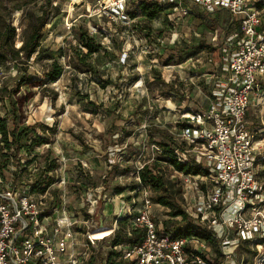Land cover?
<instances>
[{
  "label": "built area",
  "instance_id": "obj_1",
  "mask_svg": "<svg viewBox=\"0 0 264 264\" xmlns=\"http://www.w3.org/2000/svg\"><path fill=\"white\" fill-rule=\"evenodd\" d=\"M141 1L98 0V8L89 10L86 17L120 22L133 31L136 18L127 9ZM146 1L167 6L164 14L169 19L176 13H190L194 3L208 12L227 10L238 21V30L222 46L226 73L213 85L207 106L184 108L177 117L174 132L179 142L171 146L173 156L199 171L169 167L179 176L184 210L218 241L223 254L219 264H239L242 245L255 251L251 264H264V181L260 177L264 172V123L258 120L264 117V0ZM66 17L71 32L77 19ZM87 24L103 44H112L117 32H105L94 21ZM202 52L213 61L205 50L185 61L194 57L200 61ZM127 58L123 50L121 61ZM249 115L254 116L252 121ZM63 148L50 152L57 166L46 172L50 183L45 189H37L35 176L24 175L15 181L12 174L0 171V264H105L110 249L128 264H217L214 246L206 239L172 236L163 229L153 211L151 189L139 176L140 169L153 159L143 163L139 159L133 171L116 174L115 186L109 178L113 166L109 159L100 181L82 185L94 177L95 166L84 158H73ZM113 148L110 145L107 150ZM73 197L79 200L77 210L70 206ZM110 203L111 221L106 222L105 211H100L98 219L100 205ZM121 219L128 220V234L132 227L144 231L138 243H110ZM106 228L109 234L105 235Z\"/></svg>",
  "mask_w": 264,
  "mask_h": 264
},
{
  "label": "rangeland",
  "instance_id": "obj_2",
  "mask_svg": "<svg viewBox=\"0 0 264 264\" xmlns=\"http://www.w3.org/2000/svg\"><path fill=\"white\" fill-rule=\"evenodd\" d=\"M24 1L0 0V28L7 19L20 31L19 18L22 9L16 7L23 6ZM43 1L30 3L28 7L38 11ZM59 2L62 13L55 16L52 12L44 30L41 40L44 51L36 53L28 64L9 61L0 66V98H3L0 103V116H4V106L10 105L9 88L19 78H24L20 90L12 96L17 107L16 122L21 128L33 127L24 135L26 142L34 136L49 138V146L46 142L40 148L36 147L38 153H35V160L27 164V175L39 174L47 150L58 152V149L64 147L73 158H84L95 166L94 179L97 182L102 179L109 159L114 165H118L116 169L112 166V172H109L113 186L117 182L116 174L124 168L133 171L139 159L142 163L153 159L158 160L165 168L168 186L171 189L179 188V176L168 167L163 147L155 142L161 135L154 128L165 129L171 136L176 137L175 125L181 111L187 107L205 108L211 98L213 85L220 75L226 73L223 47L228 37L236 31L230 25L232 17L221 11L208 12L201 5L192 3L194 14L176 13L172 19L162 14L151 23L145 21L138 24L137 31L133 32L125 29L120 22L88 19L87 12L98 8V0ZM66 14L69 16L68 21L74 17L80 22L94 21L105 32H117L115 37L119 39V43H114L112 48L115 51L111 53L99 51L87 56L97 72H84L86 66L71 58L72 66H66L57 81L46 82L42 75L47 70L51 57H59L61 62H67L62 56L61 48L73 38V33L67 28ZM11 16L12 20L9 18ZM138 20L144 19L139 15ZM143 26H149V35H146L147 30ZM174 38L179 41H173ZM201 41L212 45V62L207 60L205 52H202L200 61H196L194 57L192 61L187 60L182 64L172 57L176 55L172 45L196 46ZM161 42L166 46H159ZM18 43L17 39L16 44ZM123 50L128 52L129 59L120 65L118 58L122 56ZM166 79L176 85L174 93L163 94L166 88L162 80ZM105 80L111 82L107 83ZM253 118L252 115L248 116L250 121ZM258 120L264 123V117ZM44 124L54 126L56 132L44 129ZM105 129L107 134L103 133ZM113 138L117 143L112 145L114 150L109 151L105 146V139L112 141ZM175 141L179 142L178 139ZM166 142L174 144L168 139ZM32 155L23 152V162H27ZM122 155L124 157L119 160ZM0 160L4 161L5 157ZM4 167L6 168L3 173L9 175L15 169V164L10 162ZM260 177L264 181V174L261 173ZM130 188L131 186L127 193ZM78 202L73 197L70 206L77 210ZM112 203L100 205L103 209H98V219L100 211H105L106 207L111 209ZM166 210V207L153 205V211L159 218L164 217ZM106 214V222H110L113 215L110 210ZM244 257L240 252L239 264H248L243 261Z\"/></svg>",
  "mask_w": 264,
  "mask_h": 264
},
{
  "label": "trees",
  "instance_id": "obj_3",
  "mask_svg": "<svg viewBox=\"0 0 264 264\" xmlns=\"http://www.w3.org/2000/svg\"><path fill=\"white\" fill-rule=\"evenodd\" d=\"M38 1L39 0H25L23 6L20 5L16 7L17 9H22V13L19 18L20 31L17 30L13 22H9L7 19L5 20L4 25L0 28V66L6 65L9 61L14 63L17 62L20 64H28V61L36 53L44 51L41 40L44 35L45 27L49 23V18L52 12L53 14H55V16L62 13V6L59 0H44L42 4H40L38 11L28 7L30 3H36ZM55 1H57V3H54ZM166 9L167 6H164L157 2H148L146 0L141 1L139 4L131 5L127 9V11L132 18H136V21L133 23L130 29L133 30V32H136L138 29V24L145 21L151 23L162 14H164L166 12ZM219 11L225 14H229L232 17L230 25L234 26L235 30H238V21L234 20L232 14L224 9L217 10L215 12ZM190 13L194 14L195 10H191ZM139 15H141L144 20H138ZM9 18L12 20V16ZM143 27L147 30L146 35H149V26ZM71 33H73V38L69 39L68 42H66L65 45L61 48L63 52L62 56L67 59V62H61L59 57H51L49 66L42 75V78L46 82L57 81L63 75L65 67L72 66L70 63L71 58L74 59L77 63L86 66V70H83L84 72H92L93 70L97 72V70L94 69V66H92V64H90V62L88 61L87 56L99 51H102L103 53H111L115 51L114 48H112V46H114V43H119V39L117 37H113V44H111L110 46L103 44L97 36L90 33L87 21H76L74 26L72 27ZM17 39L20 43H18V45L16 44ZM159 46L165 47L166 45L164 44V42H161L159 43ZM172 47L173 51L176 52V55H172V57L179 60L177 63H182L189 57L196 56L203 50L211 51L212 45L206 44L205 41H201L196 46H182L175 44L172 45ZM128 59L129 58H127L126 62L128 61ZM126 62L121 61V56L118 58V63L120 65L125 64ZM25 69L27 68L25 67ZM23 81L24 78H19L17 81H15L13 86L9 88V99H7L10 105L9 107L4 106V116H0V158L5 157L4 161L0 160V171L3 175H5L3 173V170L6 167L4 166L8 165L10 162L13 165L15 164V169L11 171V174L14 176L15 181L22 180L24 175L28 174L29 169L27 167V164H30L33 160H35L33 159L34 157L36 158V155L34 154L31 158H28L27 162H23V152L27 154H33L35 153L36 147L46 142L49 143V138L42 136H34V138H31L29 142H26L24 139V135L27 130L33 127L25 126L24 128H21L16 122L15 116L17 115V107L15 102L12 100V96L20 90ZM170 81L162 80V84L166 88V91L163 92V94L165 95H167L169 92L174 93V89H176V85L172 83V81L170 83ZM105 82L110 83L111 81L105 80ZM2 99L0 98V103H2ZM43 127L44 129L51 130L53 133L56 132L54 126H46L44 124ZM154 129L161 135V137L159 139H156L155 142L163 147L164 157L165 161L168 164V167L169 164H172L175 169L180 171H199L197 167L180 163L173 156V148L171 147V145L177 143L175 141V136H171L165 129H161L159 127H156ZM103 133L107 134V130L105 129ZM151 133L152 135H154V132ZM77 137H79V135H77ZM167 139L169 141H173L174 144H167ZM105 142V146L108 147L117 143V140L114 139L112 141H107L105 139ZM85 145L86 144H84V146ZM50 152V150H47L44 153L41 170L39 174L35 176L36 182L34 183V185L37 186V189H45V187L50 183L49 180H46V177H50L47 176L46 172L54 170L57 166L56 161L50 158ZM113 166L115 169L118 168L117 164H113ZM111 170H109L108 172H112ZM129 170L130 169L128 168H124V170H122L121 172H126ZM80 174L81 176H85L83 172H81ZM166 175L167 174L165 168L159 164L158 160L152 163H146L139 171V176L142 183L146 187H149L152 191L151 199L155 203V205L159 204L167 208L166 212L164 213L165 215H167V217H161L159 220L162 222L163 229L172 236H199L206 239L214 246L217 264L221 263L222 260L220 259L223 254L218 241L214 238L211 231L205 228L184 210L182 206L183 195L180 181L178 185L179 188L175 189V187H172L171 189L167 184ZM8 176H10V174ZM88 180V182L82 183V185L87 183H97L94 177H90ZM116 188L117 190L122 189L118 186ZM127 225V219H121L119 221L118 228L110 238V243L112 245L121 243L125 245H134L141 240L144 231L142 229L132 227L131 233L128 234V231L126 229ZM240 251L242 252L243 256H245L243 261L251 264L255 251L250 249L246 245H242ZM98 256L101 258L102 256H104V254L98 253ZM105 256V264H128V261L119 258V252H117L116 250H108ZM91 264L97 263L92 261Z\"/></svg>",
  "mask_w": 264,
  "mask_h": 264
},
{
  "label": "bare ground",
  "instance_id": "obj_4",
  "mask_svg": "<svg viewBox=\"0 0 264 264\" xmlns=\"http://www.w3.org/2000/svg\"><path fill=\"white\" fill-rule=\"evenodd\" d=\"M109 210H110V207H106V208H105V212H106V213H107ZM108 230H109V228H106V229L103 230V232L105 231V233H104L105 235H106V234H109V233H108V232H109ZM100 233H102V232H97L98 236H104V235H102V234H100Z\"/></svg>",
  "mask_w": 264,
  "mask_h": 264
}]
</instances>
